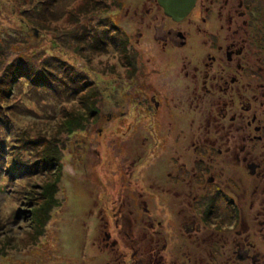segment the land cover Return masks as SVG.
<instances>
[{
  "label": "rangeland",
  "instance_id": "rangeland-1",
  "mask_svg": "<svg viewBox=\"0 0 264 264\" xmlns=\"http://www.w3.org/2000/svg\"><path fill=\"white\" fill-rule=\"evenodd\" d=\"M258 3L264 41V0L252 5ZM140 4L143 8L136 12ZM156 5L155 0H0V66L15 77L19 74L14 75V61L22 55L32 69L41 71L42 63L50 65L61 83L60 93L43 97L40 92L36 97L30 84L33 71L28 69L31 72L21 75V86L15 91L29 109L19 122L16 119V128L2 130L6 165L0 171V264H106L100 224L113 223L123 202L122 211L130 214L134 234L143 222L147 227L154 224V231L162 237L163 232L177 233L178 223L185 221L180 214L184 207L181 193L202 226L216 217L215 227L226 229L230 207V189L224 182L227 175L216 174L214 184L206 181L208 177L203 180L205 175L199 170L205 167L208 174L212 172L207 163L217 160L216 150L204 147L206 150L196 154L193 146L196 142L211 143L220 135L200 131L209 102L191 103L188 99L195 86L185 79L183 69L192 53H197L193 46H199L186 47L184 55L170 50L162 54L160 44L151 38L154 26L162 23ZM148 7L157 17L145 23L138 17V22L130 23L132 16H140L137 14ZM191 20L179 30L196 29L199 23ZM140 32L145 37L136 45L137 57L132 47L135 34ZM204 41L202 38L200 44ZM261 56L264 58L263 52ZM73 72L83 78L72 89ZM97 86L106 90L100 103L93 96ZM74 89L76 100L70 94ZM115 89L126 98L129 91L134 92L136 98L121 101L129 103L126 116L117 114L111 127L98 132L102 121L119 109L118 102L110 99ZM91 93L92 99L87 100ZM152 95L158 97L157 109L149 101ZM39 99L50 100L66 114H51L46 106L48 117L38 119L33 110L41 114V104L36 105ZM1 101L0 117L11 120L5 101ZM67 128L74 133L67 135ZM18 129L23 130L21 134L31 130L42 142L23 144L20 137L14 138ZM47 142L51 148L59 144L60 150L43 153ZM45 155L51 156L53 163L39 173L15 168L36 163L38 170L46 164ZM198 158L207 162L197 165ZM11 160L17 166L10 165ZM54 184L58 193L49 202L44 190ZM56 201L59 205L52 203ZM223 216L224 224L220 222ZM43 226L46 232L36 236ZM109 230L117 239L113 226ZM146 231L153 234L151 229ZM199 236L205 238L202 233Z\"/></svg>",
  "mask_w": 264,
  "mask_h": 264
},
{
  "label": "flooded vegetation",
  "instance_id": "flooded-vegetation-1",
  "mask_svg": "<svg viewBox=\"0 0 264 264\" xmlns=\"http://www.w3.org/2000/svg\"><path fill=\"white\" fill-rule=\"evenodd\" d=\"M234 1L209 0L207 3V0H197L193 11L183 21L175 22L164 14L155 0L162 23L154 26V35L150 36L153 43L160 44L162 54L168 50L183 54L186 47L199 46L197 49L193 46V50L201 58L192 53L190 62L185 63L183 69L186 70L185 79H190L195 86L188 99L191 103L209 102L210 110L200 131L204 129L209 134L220 135L211 143L196 142L193 146L196 154L202 148L206 150L204 147L216 150L217 160L212 157L213 162L209 160L211 163H207L212 166V172L208 174L205 167L199 170L205 175L203 180L208 177L206 181L214 184L216 174L227 175L224 182L230 189V207L228 211L226 209L229 221H223L225 216L220 221L226 223V229L215 227L219 221L216 217L209 225L202 226V222L191 213L185 194L181 193L184 197L181 220L189 223L181 225L184 222L180 220L177 233L167 231L161 237L154 231V224L147 227L142 222L140 231L134 234L130 214L122 211L123 202L113 223L100 224V244L108 257L103 259L106 264H264V58L261 56L264 41L261 7H257L261 4L252 5L258 0L253 3ZM141 7L143 4L137 5L136 12ZM151 12L148 7L145 12L137 14L140 16H132L130 23L138 22V17L141 23L153 20L157 16ZM191 18L196 19L199 26L193 31L179 30L185 22L191 23ZM203 25L207 28L201 29ZM135 37L132 51L138 57L136 45L141 43L145 34L136 33ZM202 38L206 39L203 45L200 44ZM153 60L159 64V60ZM160 65L163 67V63ZM117 89L115 92L120 90ZM129 95V98L125 94L124 98L117 100V114L126 116L124 114L128 113L129 103L120 102L136 98L134 92L129 91ZM149 101L156 109L160 107L158 97L152 95ZM114 116H107V121ZM196 162L203 165L207 159L198 158ZM224 166L230 169L223 170ZM171 174L167 177L171 178ZM112 226L117 239L109 230ZM146 229H151L153 234ZM199 233L205 238L201 239Z\"/></svg>",
  "mask_w": 264,
  "mask_h": 264
},
{
  "label": "trees",
  "instance_id": "trees-1",
  "mask_svg": "<svg viewBox=\"0 0 264 264\" xmlns=\"http://www.w3.org/2000/svg\"><path fill=\"white\" fill-rule=\"evenodd\" d=\"M84 30L86 32V29H84ZM10 56H11V54L8 56L11 59L13 56H11V57ZM21 57H22V55L19 56V58H17V59L16 58L12 59L13 61L16 59L14 61L15 62L14 68H16V67L17 68L14 70V75L19 74L15 77L11 73H6L5 71L7 69L4 70V67L0 66V74H1L0 75V89H1L0 98L2 99V101H5L6 107L9 109L10 116L12 117L11 120H10V117L8 119L5 117H0V123H2V124H0V171L2 170L3 166L6 165L5 159H4L6 153H4L5 148L3 146V140L5 139V135L2 133V130L5 128H9V129L10 128L11 129L16 128V123H17L16 119L19 122L22 115L24 114V112L26 113V110L29 109V108L25 107L21 101H19V98L15 92V91H18L19 87L21 86V83H22L21 78H23L21 75L26 76L29 72L33 71V73L30 75V84H31L33 91L35 92L36 97H38L36 94L40 93V92H42L43 97H45L46 95L51 94L52 92L56 94V92L59 91V93H60V91H61V87H60L61 83H59V81H58V78H59L58 72L54 71L50 67V65L42 63V65L40 66L41 71H39L37 69H32V68L28 67L26 64V62H28V59H26L25 57H22V58ZM28 69H30V70L32 69V70L29 71ZM73 70H74V68H72V71ZM57 71H60V69H57ZM81 72L84 73L83 70H81ZM72 74H74L73 75L74 79L69 84V87L73 89V87L79 86L80 82H82V80H80V79H82L83 77L77 76L74 72ZM19 77H20V79L18 80L17 78H19ZM14 86H17V89L13 90ZM96 90L93 93V96H94V98L98 99V102L100 103V99L102 100L103 94H105V92H104L103 88H101L100 86H97ZM76 91L77 90L74 89L73 93H70L72 99H74V100L77 99L76 96L78 95V94H76ZM78 93H79V91H78ZM65 94H66V96H68V93H65ZM74 94H76V95H74ZM59 95L61 97H63V94H59ZM93 96H92V93L89 94V98H87V100L92 99L91 97H93ZM45 102H46V100L41 101V99H39L38 102L36 103V105L41 104V106H40V107H42L41 114H39L38 112L33 110V112L38 117V119L45 120L46 117H48L47 111H49V113L57 115V116H59V115L64 116L66 114L64 108L60 109V106L53 104L50 100H49V102L48 101L46 103ZM46 106L48 107L47 111H46ZM98 114H99V112H98ZM4 124H6V126ZM70 124H71V122H69L67 126H69ZM101 130H103V128L100 127L98 132H100ZM22 131L23 130H20V129L16 130L14 133V138L16 139V138L20 137L23 144L34 145V144H39L40 142H42V137L41 136L34 137L31 130L26 129L24 131L25 134H21ZM67 131H68L67 135L74 133L73 129L67 128ZM45 147H46L45 148L46 150L43 148L44 149L43 153H47V154H48V150L50 151V150L55 149V148H56L55 149L56 151L60 150L59 144L57 146L51 148L47 142V145ZM11 158H13V157H11ZM44 159L46 161V164L44 163V165L41 168H39L38 170H36L37 169L36 163H28L26 165H22V166L15 167V168H26L29 172L39 173L42 168H44V170H45V168H47V165L49 167L50 164L53 163L51 156L45 155ZM13 164H14V166H17L16 163L13 162V160H11L10 165H13ZM17 164L21 165L22 163L18 162ZM27 165H28V168H27ZM9 167L11 168V166H9ZM61 174H62V171H61ZM56 186H57V184H54V185L48 186L47 189L44 190L50 199L49 202H51V200L58 193V190L57 191L54 190V188L57 189ZM55 191H56V194H55ZM52 203L59 205L60 202L56 201V202H52ZM49 216H50V214H49ZM37 231H41V232L39 234H37L36 236L42 235L45 231V226H43V228L41 227L40 230H37Z\"/></svg>",
  "mask_w": 264,
  "mask_h": 264
},
{
  "label": "water",
  "instance_id": "water-1",
  "mask_svg": "<svg viewBox=\"0 0 264 264\" xmlns=\"http://www.w3.org/2000/svg\"><path fill=\"white\" fill-rule=\"evenodd\" d=\"M197 0H157L164 14L175 22L183 21L194 9Z\"/></svg>",
  "mask_w": 264,
  "mask_h": 264
},
{
  "label": "bare ground",
  "instance_id": "bare-ground-1",
  "mask_svg": "<svg viewBox=\"0 0 264 264\" xmlns=\"http://www.w3.org/2000/svg\"><path fill=\"white\" fill-rule=\"evenodd\" d=\"M102 76V78L105 80L106 79V77H104L103 75H101ZM115 95H117V96H115ZM103 96H104V94H103ZM115 96V97H114ZM125 97V94L124 95H122L120 92H114L113 93V95H110V99H111V101H113L114 103H117L118 101V99L120 100V99H122V98H124ZM103 98V97H102ZM114 112V111H113ZM115 113V116L114 117H112V119L111 120H108L107 121V119H105L104 121H102V123H101V128H103V129H105V128H109V127H111L112 126V124H113V122H114V120H115V118L117 117V110L114 112ZM111 116H112V114H111Z\"/></svg>",
  "mask_w": 264,
  "mask_h": 264
}]
</instances>
